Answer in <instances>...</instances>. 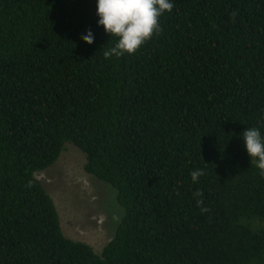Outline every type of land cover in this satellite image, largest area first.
<instances>
[{
	"label": "trees",
	"instance_id": "obj_1",
	"mask_svg": "<svg viewBox=\"0 0 264 264\" xmlns=\"http://www.w3.org/2000/svg\"><path fill=\"white\" fill-rule=\"evenodd\" d=\"M169 2L160 32L106 59L98 0H0V264H264V176L242 138H264V0ZM66 144L117 191L100 255L64 235L36 177Z\"/></svg>",
	"mask_w": 264,
	"mask_h": 264
},
{
	"label": "rangeland",
	"instance_id": "obj_2",
	"mask_svg": "<svg viewBox=\"0 0 264 264\" xmlns=\"http://www.w3.org/2000/svg\"><path fill=\"white\" fill-rule=\"evenodd\" d=\"M85 164V155L66 144L57 163L36 177L55 203L64 235L100 255L114 238L123 211L117 191L88 175Z\"/></svg>",
	"mask_w": 264,
	"mask_h": 264
},
{
	"label": "clouds",
	"instance_id": "obj_3",
	"mask_svg": "<svg viewBox=\"0 0 264 264\" xmlns=\"http://www.w3.org/2000/svg\"><path fill=\"white\" fill-rule=\"evenodd\" d=\"M174 5L169 0H98L97 15L98 24L103 26L110 37H116L118 42L114 47L104 52V57L117 58L129 54H135L140 47L161 31L160 16L171 12ZM235 18L237 13L233 12ZM82 39L88 44L94 43V35L91 30ZM242 138L251 164H255L264 176V138L258 128H247L242 133ZM205 173L195 170L190 173L192 181L197 182ZM196 197H202L203 193L197 191ZM202 199L197 200V205L202 206ZM202 211L207 209L202 208Z\"/></svg>",
	"mask_w": 264,
	"mask_h": 264
}]
</instances>
